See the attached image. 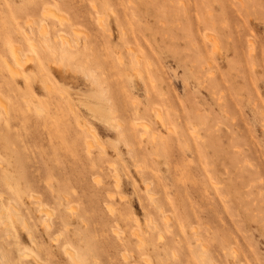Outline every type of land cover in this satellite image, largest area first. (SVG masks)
Segmentation results:
<instances>
[{
	"label": "rangeland",
	"instance_id": "1",
	"mask_svg": "<svg viewBox=\"0 0 264 264\" xmlns=\"http://www.w3.org/2000/svg\"><path fill=\"white\" fill-rule=\"evenodd\" d=\"M0 211V264H264V0H0Z\"/></svg>",
	"mask_w": 264,
	"mask_h": 264
},
{
	"label": "bare ground",
	"instance_id": "2",
	"mask_svg": "<svg viewBox=\"0 0 264 264\" xmlns=\"http://www.w3.org/2000/svg\"><path fill=\"white\" fill-rule=\"evenodd\" d=\"M223 3V2H222ZM245 6V5H244ZM245 8H246V6H245ZM249 8H251V6L249 7ZM247 10H248V8H246ZM247 13H248V11H246ZM208 21V20H207ZM214 21H216V20H213V18H211V20L210 21H208V22H212V26L214 27L215 25V23H214ZM210 27V26H209ZM212 27V28H213ZM206 29H208L207 27H206ZM210 30V29H209ZM207 38H208V40L210 41V43H211V46H212V49H215L216 48V43H217V41H216V39L214 38V36L213 35H210L209 33H207ZM70 46H73V44L71 43L70 44ZM129 46H132L131 44L129 45ZM129 48V47H128ZM131 48V47H130ZM129 48V49H130ZM132 48H133V46H132ZM131 48V49H132ZM130 49V50H131ZM85 50H86V48H84V49H82L81 50V52L84 54V52H85ZM133 50V49H132ZM132 50H131V52H132ZM80 52V51H79ZM87 52V51H86ZM130 52V53H131ZM91 54H93L92 56H93V58H94V55H96L95 53H91ZM133 54H134V52H133ZM138 54V56L137 57H139V53H137ZM137 54H135V56L137 55ZM82 55V54H81ZM86 55H87V53H86ZM89 55H90V52H89ZM132 55V54H131ZM84 56V55H83ZM88 56V55H87ZM86 56V57H87ZM91 56V55H90ZM81 57L82 56H80L79 58L81 59ZM137 57H135V58H137ZM32 57H28V56H26V57H24L23 56V54H21L18 50H14L13 51V61L12 62H10V67H11V70L13 71V72H17V71H20V67L21 66H23V65H25V60H28V59H31ZM85 58V57H84ZM88 58H90V57H87V58H85V59H83V61H82V64L84 65V66H88V64L90 63V61L92 62V60L91 59H89L88 60ZM98 57H96L95 56V58H94V60H96ZM134 58V57H133ZM98 61H100V59L98 58L97 59ZM79 61H81V60H79ZM79 63H81V62H79ZM95 63H97L96 61H95ZM94 62H92V64H95ZM81 64V65H82ZM80 65V66H81ZM97 65H99V63H97ZM83 66V67H84ZM89 66H90V64H89ZM93 66V65H92ZM92 66H90V67H92ZM95 66V65H94ZM89 67V68H90ZM101 67V66H100ZM93 68V67H92ZM139 68V67H138ZM142 68V67H141ZM91 69V68H90ZM144 69V68H143ZM139 70V69H138ZM142 70V69H141ZM141 70H139V72H141ZM144 73L146 72V71H143ZM140 75H141V73H140ZM96 79V78H95ZM95 82V81H94ZM99 82V81H98ZM101 83V82H100ZM96 84V83H95ZM96 85H98V84H96ZM168 103V102H167ZM161 111H159V113L157 114V117L161 120V122L164 124V123H166V118H165V116H162L161 115V113H160ZM140 122H142V121H140ZM143 122H145V121H143ZM147 122V121H146ZM138 123H139V121H138ZM146 124V123H145ZM147 124H149V123H147ZM134 125V124H133ZM136 125H138V124H135V126ZM147 126V125H146ZM168 126H169V124H168ZM167 126V127H168ZM129 127V126H128ZM143 127V126H142ZM147 127H149V126H147ZM170 127V126H169ZM133 128V127H132ZM137 128H138V126H137ZM131 129V128H130ZM134 129V128H133ZM150 129V128H149ZM134 130H136V128L134 129ZM195 130V129H194ZM89 134L90 135H88L87 136V142H88V145H89V147H91L92 146V144L94 143V141H97L96 139H97V135H96V132L94 131V129H89ZM138 131V130H137ZM139 131H140V134H141V136L142 135H144V134H147V132H148V129L146 128V127H144L143 129H139ZM121 132V131H120ZM134 133V132H133ZM122 135V134H121ZM122 136H125L124 135V132H123V135ZM127 136V135H126ZM145 136V135H144ZM152 137V136H151ZM153 138V137H152ZM151 139V138H150ZM155 139V138H154ZM127 140H128V138H127ZM149 140V139H148ZM150 141V140H149ZM129 142H130V140H129ZM155 143V142H154ZM159 144V143H158ZM158 144H156V146L158 145ZM160 145V144H159ZM156 146H154V148L156 147ZM161 146V145H160ZM157 148V147H156ZM162 148V147H161ZM114 176H116V178H117V174L115 173V175ZM116 184H119L118 182V179L116 180ZM32 199H33V202L36 204V206H37V209H38V211L41 213V214H43V223H44V225L46 226V228L47 229H49V230H51V232H52V230H53V225H54V222L52 221V211L51 210H49L48 209V207H46V205L35 195V194H32ZM150 199L153 201L154 200V197L151 195L150 196ZM10 207H12V206H10ZM13 209V208H12ZM111 209V208H110ZM6 211V210H5ZM4 212V211H3ZM1 213V211H0V216L1 215H4L5 213ZM165 215V214H164ZM6 216V218H3L2 217V223H3V225L4 226H6V227H11L12 226V220H11V216L9 215V214H6L5 215ZM153 222V220H150V225L152 226V228L154 229V228H157V226L155 225V224H153L152 223ZM23 225H24V227L25 228H27V229H29L30 230V226H29V223L25 220V219H23ZM31 233H32V231H30ZM134 234H136L138 237H139V244H140V246H143L144 244H145V242H144V240H143V238H142V236H141V231H140V227H136L135 228V230H134ZM158 234H160V237L162 236V233L159 231L158 232ZM195 234L197 235V233L195 232ZM197 238V240H199V237L197 236L196 237ZM56 239H58V238H56ZM32 240H33V242L38 246V242H37V240H36V238L35 237H32ZM202 245V244H201ZM65 251H66V253L68 254V255H70V257L74 260V261H77V258H76V256H75V254L70 250V249H68V248H66L65 249ZM29 251H26V252H24L23 253V256L25 255V254H27ZM144 259H146V260H149V255L148 254H142L141 255ZM200 256H202V257H205L206 256V253L205 252H200ZM22 258V255L20 256V259ZM38 258V257H37ZM39 262L42 264V262L39 260Z\"/></svg>",
	"mask_w": 264,
	"mask_h": 264
}]
</instances>
